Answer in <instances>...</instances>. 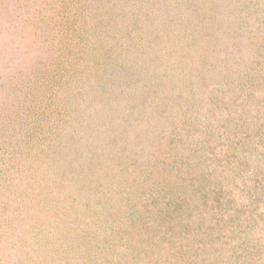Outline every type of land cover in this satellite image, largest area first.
Masks as SVG:
<instances>
[{"label": "rangeland", "instance_id": "1", "mask_svg": "<svg viewBox=\"0 0 264 264\" xmlns=\"http://www.w3.org/2000/svg\"><path fill=\"white\" fill-rule=\"evenodd\" d=\"M0 264H264V0H0Z\"/></svg>", "mask_w": 264, "mask_h": 264}]
</instances>
